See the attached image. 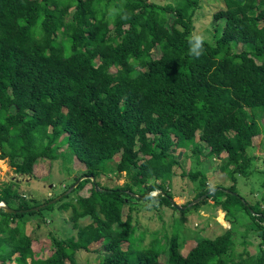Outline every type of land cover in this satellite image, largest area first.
I'll use <instances>...</instances> for the list:
<instances>
[{
  "label": "trees",
  "instance_id": "obj_1",
  "mask_svg": "<svg viewBox=\"0 0 264 264\" xmlns=\"http://www.w3.org/2000/svg\"><path fill=\"white\" fill-rule=\"evenodd\" d=\"M224 1L215 13L214 40L203 38L196 57L189 48L200 0H0L1 157L21 174H32L38 159L77 158L85 171L64 191L84 175L100 187L85 178L45 206L71 210L77 230L67 239L53 237L46 258L32 248L27 212L0 206V264H93L77 257L92 243L101 245L95 264L264 263V206L237 189V176L248 175L261 157L253 148L263 132L264 0ZM177 148L191 150L196 164L219 159L229 183L211 185L202 167H183L197 193L181 206L205 197L176 207ZM260 163L257 170L264 172V157ZM110 172H125L129 180L115 187L98 181ZM154 191L160 193L150 195ZM58 196L32 204L36 199L12 184L0 190V202L16 210ZM143 198L181 212L210 200L232 225L183 252L184 223L173 220L166 241L158 232L143 246L144 232L130 215L123 218L124 207ZM242 209L252 217L246 232L260 240L257 255L235 251L233 226ZM85 217L91 221L81 224Z\"/></svg>",
  "mask_w": 264,
  "mask_h": 264
},
{
  "label": "rangeland",
  "instance_id": "obj_2",
  "mask_svg": "<svg viewBox=\"0 0 264 264\" xmlns=\"http://www.w3.org/2000/svg\"><path fill=\"white\" fill-rule=\"evenodd\" d=\"M162 4L173 2L174 0H155ZM200 7L196 11L195 17V30L193 37L200 35L203 38L214 40V24L217 23L215 19V13L225 7L224 0H200ZM244 47L243 44H239L237 49L240 50ZM154 56L159 57L160 53L156 49L154 50ZM260 124L263 127V132L255 138V147L253 152L256 155L261 156L252 162V167L249 170L248 175L237 176V189L238 192L245 197V199L251 203H260L264 206V172L257 170L260 160L264 157V118L259 119ZM62 147V149H64ZM174 155L181 163L180 166L175 167V175L173 177V191L175 193L174 200L179 205L186 204L189 200L193 199L197 193L192 187H195L193 182L188 176L183 175L184 168L188 171L191 167H197L203 169L209 176V182L214 184H228V177L226 178L224 172L221 170V161L209 160L207 157H203V164L195 163L191 150L184 148H177ZM20 161V159H18ZM184 167V168H183ZM255 168V169H254ZM85 168L80 160L74 158V161L69 162L63 159L50 161L48 159H38L34 166L32 174L28 173H16L10 158H2L0 150V190L5 184H12V188L20 192L24 198H35L33 202H41L51 196H58L63 193L67 186L73 183L74 177L80 175ZM129 180L126 173L117 174L116 172H110L108 175H102L98 178L103 185L115 187L117 185H125ZM90 184H88V187ZM213 190V189H212ZM87 189L81 191L87 194ZM65 192V191H64ZM159 191H154L150 195L155 196ZM73 194L66 197L65 200L71 199ZM205 195H202L197 199H203ZM74 200V199H73ZM194 200V201H195ZM133 207L127 205L124 207L123 218L126 219L128 215L132 217L133 223L140 232H144L143 246H149L155 238V234L160 232L158 238L162 242L166 241L163 236L164 232L169 231V235L175 229V223L183 222L181 224V238H186V244L183 248V252H187L190 248L197 244V241L203 237L214 238L222 234L226 229L231 227L230 217L226 216V213L221 207L214 206L210 200L202 202L198 207H192L187 212L173 209L169 206H160L155 204L156 201H150L145 198L142 200H133ZM1 205L4 201L0 202ZM40 205V204H39ZM36 205V206H39ZM34 206V207H36ZM43 208V209H42ZM41 213L27 212V218L29 220L25 227L26 232L32 237V248L38 252L40 257H48L52 254L54 248L52 247V238L67 239L70 236L76 234L77 230L73 227L71 221V210H61L55 208L54 210L42 207ZM239 224H234L233 228L236 229V235L234 236L236 242V253H243V257L248 255H257L259 253L260 240L257 238L256 233L253 231L246 232V227L252 217L245 210H240ZM91 221V218L85 217L80 219L81 224H87ZM234 223V222H233ZM187 226V227H186ZM141 237V236H140ZM249 243L244 244V241ZM98 243H92L90 250H80L77 253L79 261H92L99 262L98 251L95 250L99 247ZM127 247V243L124 244ZM235 258L239 259V257Z\"/></svg>",
  "mask_w": 264,
  "mask_h": 264
},
{
  "label": "water",
  "instance_id": "obj_3",
  "mask_svg": "<svg viewBox=\"0 0 264 264\" xmlns=\"http://www.w3.org/2000/svg\"><path fill=\"white\" fill-rule=\"evenodd\" d=\"M88 177H90V178L92 179L93 183H94L95 186H96V189H100V187H99V185H98V182H97V180L95 179V177H94L93 175H84V176L80 177V178H79V179H78V180H77V181L71 186V188H70L68 191L65 192V194L71 192L72 189L75 188V187L80 183V181H82L83 179L88 178ZM159 193H160V191H159ZM162 193L165 194L164 192H162ZM62 196H63V195H60V196H58V197L52 199L51 201H49V202L46 203V204H42V205H39V206H36V207H33V208L23 209V210H16V209H13V208L9 207L5 202H4L3 205L0 204V206L3 207V208H5L7 211H9V212H13V213H16V212H18V211H21V212H30V211H32V210L37 211V210H39V209L42 208V207H45V206H47V205H49V204H53V203H55L56 201H58L59 199H61ZM171 200H172L173 204H174L176 207H178L179 209H185V208H187L188 206H192L193 204L197 203V202L200 201L201 199H197V200H195V201L189 203V204L186 205V206H181V205H179L178 203H176V201L174 200V198H171ZM263 264H264V263H263Z\"/></svg>",
  "mask_w": 264,
  "mask_h": 264
},
{
  "label": "clouds",
  "instance_id": "obj_4",
  "mask_svg": "<svg viewBox=\"0 0 264 264\" xmlns=\"http://www.w3.org/2000/svg\"><path fill=\"white\" fill-rule=\"evenodd\" d=\"M202 39L203 37L200 35H197L194 37L193 41L190 42L191 47L189 48V52L193 56H200L202 51H203V46H202Z\"/></svg>",
  "mask_w": 264,
  "mask_h": 264
}]
</instances>
